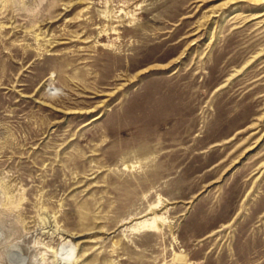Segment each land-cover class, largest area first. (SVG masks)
I'll return each instance as SVG.
<instances>
[{
	"label": "rangeland",
	"instance_id": "rangeland-1",
	"mask_svg": "<svg viewBox=\"0 0 264 264\" xmlns=\"http://www.w3.org/2000/svg\"><path fill=\"white\" fill-rule=\"evenodd\" d=\"M0 264H264V0H0Z\"/></svg>",
	"mask_w": 264,
	"mask_h": 264
},
{
	"label": "bare ground",
	"instance_id": "bare-ground-1",
	"mask_svg": "<svg viewBox=\"0 0 264 264\" xmlns=\"http://www.w3.org/2000/svg\"><path fill=\"white\" fill-rule=\"evenodd\" d=\"M107 13H108V11H107ZM106 13V14H107ZM108 15V14H107ZM126 16V15H125ZM120 17V16H119ZM122 17V16H121ZM105 35H107L106 33H105ZM104 36V35H103ZM112 43V42H111ZM107 48V47H106ZM75 59V58H74ZM148 69V68H147ZM51 77V76H50ZM52 87V86H51ZM165 222V221H164ZM140 224V223H139ZM160 225V219L154 214V216L152 217V221H149V222H147V223H143V226H148V227H157L158 228V226ZM138 228V227H137Z\"/></svg>",
	"mask_w": 264,
	"mask_h": 264
}]
</instances>
